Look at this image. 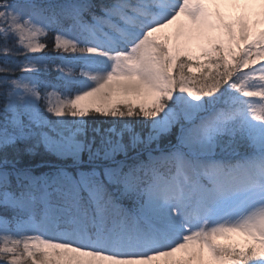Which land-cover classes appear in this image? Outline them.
I'll use <instances>...</instances> for the list:
<instances>
[{
	"label": "snow or ice",
	"instance_id": "snow-or-ice-1",
	"mask_svg": "<svg viewBox=\"0 0 264 264\" xmlns=\"http://www.w3.org/2000/svg\"><path fill=\"white\" fill-rule=\"evenodd\" d=\"M0 74V264H264V0H0Z\"/></svg>",
	"mask_w": 264,
	"mask_h": 264
},
{
	"label": "rangeland",
	"instance_id": "rangeland-1",
	"mask_svg": "<svg viewBox=\"0 0 264 264\" xmlns=\"http://www.w3.org/2000/svg\"><path fill=\"white\" fill-rule=\"evenodd\" d=\"M95 2H96V3H100V2H102V0H95ZM97 12H98V10H97ZM98 14H99V12H98ZM43 42H45V43H47V44L49 45V49L47 50V55H48L49 58H50V62H51L53 65L56 64V63H60V60L58 59L57 54H56L55 52H52V51L50 50V49H51V44H52L51 38L49 37L48 39H45ZM36 55H41V54H36ZM14 59L19 60V61H22V60H23V56H22V55H21V56H17V57H14ZM194 70H195V69H194ZM212 71L215 72V69H213ZM0 75H3V74H0ZM9 75H10L11 77H19V76H21V72H20V71H16L15 73H12V74H9ZM55 75H56L55 71L48 72V73H44V74L41 75V79H54ZM199 75H200V74H199ZM199 75H198V76H199ZM191 86H194V87H200L201 84H200L199 81H196V82H195L193 85H191ZM2 103H3V98L0 97V105H2ZM40 106H41V108L44 107V102H43V101L40 102ZM45 114L47 115V113H45ZM50 118H51V119H55V117H50ZM88 119H89V126H90V127H91V126H94V125H93L92 118L90 117V118H88ZM97 119H98V121H100V122H103V121H104V118H103V117H98ZM133 123H135V122L133 121ZM101 126L106 128V127H108V124H107L106 122H103V123H101ZM136 131H138V132L141 131L140 126H139L138 124L136 125ZM89 135H91V132H89ZM125 139H127V137H125ZM164 142L167 143L166 140H165ZM164 144H165V143H164ZM25 147H31V144H29V145H25ZM32 154H42V155H47V156H49L50 158L55 159L54 162L45 163L44 165H43V164H38L37 166L31 167L32 170H33V174L36 175V176H40V175H42V174H44V173H47V172L51 171L52 168H53L56 164L60 163V161H58L57 158H56L55 156H53V155H51L50 153L46 152V151L44 150V148H43L42 145L38 146V147L35 149L34 153H32ZM32 154H31V155H32ZM29 155H30V154H29ZM130 155H133V156H134L135 153H134V152H133V153H130ZM117 158H118V159H123V156H119V157H117ZM124 204H125V206H128V202H127V201H124ZM0 215H8V216H10L11 214H10V213H4L2 210H0Z\"/></svg>",
	"mask_w": 264,
	"mask_h": 264
},
{
	"label": "trees",
	"instance_id": "trees-1",
	"mask_svg": "<svg viewBox=\"0 0 264 264\" xmlns=\"http://www.w3.org/2000/svg\"><path fill=\"white\" fill-rule=\"evenodd\" d=\"M196 71V70H193ZM200 73L197 72V75H199ZM166 144V142H164ZM21 147H25V145H21ZM55 159L50 158L47 155H42V154H26L25 155V161L27 163V166L29 167H34L37 166L38 164H45V163H49V162H54Z\"/></svg>",
	"mask_w": 264,
	"mask_h": 264
},
{
	"label": "bare ground",
	"instance_id": "bare-ground-1",
	"mask_svg": "<svg viewBox=\"0 0 264 264\" xmlns=\"http://www.w3.org/2000/svg\"><path fill=\"white\" fill-rule=\"evenodd\" d=\"M258 66V65H257Z\"/></svg>",
	"mask_w": 264,
	"mask_h": 264
}]
</instances>
